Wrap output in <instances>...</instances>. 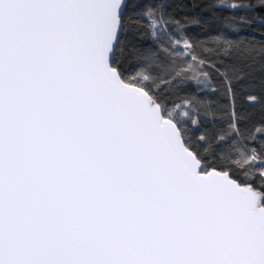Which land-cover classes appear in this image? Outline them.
Segmentation results:
<instances>
[{
    "label": "snow or ice",
    "instance_id": "1",
    "mask_svg": "<svg viewBox=\"0 0 264 264\" xmlns=\"http://www.w3.org/2000/svg\"><path fill=\"white\" fill-rule=\"evenodd\" d=\"M169 7L0 0V264H264V0Z\"/></svg>",
    "mask_w": 264,
    "mask_h": 264
},
{
    "label": "trees",
    "instance_id": "2",
    "mask_svg": "<svg viewBox=\"0 0 264 264\" xmlns=\"http://www.w3.org/2000/svg\"><path fill=\"white\" fill-rule=\"evenodd\" d=\"M147 2V0H145ZM155 2H160V0H155ZM170 7L168 8L169 12H172L177 5L181 7L177 9L174 13L177 19H182L184 17H192L203 15L205 20L211 18V12L208 11V6L210 4H218L219 0H167ZM247 3L250 0H243ZM196 5V7H194ZM259 11V10H258ZM229 13L225 12L224 15ZM240 15H244L243 12ZM261 16L264 17V13H261ZM240 31L234 33L230 27H225L222 23L213 22L210 26L205 27L203 21L199 25H186L189 35H194L201 40H209L212 37L219 36L223 32L229 39H237L240 36L255 38V41L264 40V36L261 35L264 32V24L259 22V19L253 20L250 26L244 25L242 23H237ZM258 83V81H257ZM202 97H207V93H200ZM249 111L253 113V118L256 119L259 117L258 110L249 108Z\"/></svg>",
    "mask_w": 264,
    "mask_h": 264
}]
</instances>
